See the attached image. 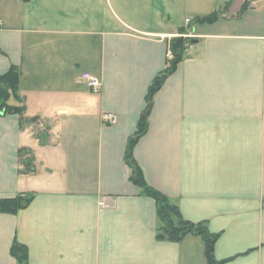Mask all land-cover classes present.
<instances>
[{"label":"crops","instance_id":"obj_1","mask_svg":"<svg viewBox=\"0 0 264 264\" xmlns=\"http://www.w3.org/2000/svg\"><path fill=\"white\" fill-rule=\"evenodd\" d=\"M247 2L0 0V75L19 67L24 101L10 104L25 108L24 121L0 113V201L35 195L0 212V264H18L15 241L29 264H208L197 236L157 239L155 200L125 161L180 32L194 41L133 155L151 187L219 234L218 260L264 264V0Z\"/></svg>","mask_w":264,"mask_h":264},{"label":"trees","instance_id":"obj_2","mask_svg":"<svg viewBox=\"0 0 264 264\" xmlns=\"http://www.w3.org/2000/svg\"><path fill=\"white\" fill-rule=\"evenodd\" d=\"M243 8H248V3ZM218 18L219 14L212 13L208 16L195 19L194 23H212ZM193 41L192 38L183 36L174 37L170 40L169 48L172 52V58L167 59L166 68L154 78L149 87L146 97V107L140 116L136 131L129 139L125 161L130 169V180L141 189L143 195L155 200L159 220L157 239L178 243L189 235L197 236L205 244V257L208 264H227L229 260H218L215 255V245L219 239V234L212 233L209 230L208 223L205 221L192 222L187 220L177 204L173 203L168 196L159 190L151 187L145 181L142 169L133 155L135 146L148 132L149 116L155 95L162 89L167 77L176 71L184 58L187 47ZM20 79L21 70L17 66H12L8 72L0 75V113L18 114L24 121V105L17 106L10 104L11 99L19 103H23L24 101L20 95ZM27 154H31V152L26 149L21 150V156ZM23 163L27 171H32L31 159H24ZM34 197L33 193H25L3 199L0 201V212L17 213L20 210L26 209ZM11 253L18 264H29L28 248L25 245L15 241L11 248Z\"/></svg>","mask_w":264,"mask_h":264},{"label":"built area","instance_id":"obj_3","mask_svg":"<svg viewBox=\"0 0 264 264\" xmlns=\"http://www.w3.org/2000/svg\"><path fill=\"white\" fill-rule=\"evenodd\" d=\"M256 3H257V0H248V8H254L256 6ZM190 22H191L190 20H187V23H190ZM167 58H172V52L170 51V48L168 49V52H167ZM82 79L86 82L87 86L93 91L97 92L100 90L101 81L96 76H93L89 73H84L82 75ZM103 120L105 123H108V124H114L117 121L116 117L111 113L106 114Z\"/></svg>","mask_w":264,"mask_h":264},{"label":"rangeland","instance_id":"obj_4","mask_svg":"<svg viewBox=\"0 0 264 264\" xmlns=\"http://www.w3.org/2000/svg\"><path fill=\"white\" fill-rule=\"evenodd\" d=\"M189 20V19H188ZM187 32H180V34L178 36H183V37H187V36H184V35H189V34H186ZM176 36V37H178ZM191 37V36H190ZM188 38V37H187ZM193 39V38H192Z\"/></svg>","mask_w":264,"mask_h":264}]
</instances>
